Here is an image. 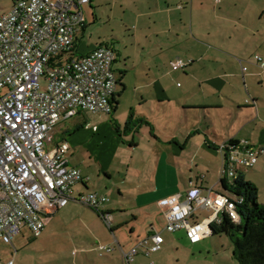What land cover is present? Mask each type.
Here are the masks:
<instances>
[{
    "label": "crops",
    "instance_id": "1",
    "mask_svg": "<svg viewBox=\"0 0 264 264\" xmlns=\"http://www.w3.org/2000/svg\"><path fill=\"white\" fill-rule=\"evenodd\" d=\"M6 1L0 0V18L16 0ZM104 7L109 21L122 23L124 43L131 47L120 53L112 44H86L85 24L76 34L73 57L106 45L115 51V109L111 115L80 113L54 130L55 142L70 145L68 164L81 171L83 181L39 237L29 230L28 243L20 242L41 255L23 257L22 264H125L122 250L160 232L158 223L165 227L162 198L192 187L203 194L226 192L219 146L230 140L246 141L259 153L245 178L257 186L264 205L260 182L249 178L264 177V67L254 60H264V0H92L83 6L85 18L90 10L96 21ZM179 60L188 66L174 70ZM132 111L141 123L124 132ZM83 129L86 141L77 136ZM89 193L108 198L101 209L112 216L111 228L79 202ZM163 232L161 251L140 253L133 264H150L151 257L171 264L167 248L177 251L180 263L183 250L193 254L206 240L192 244L184 231Z\"/></svg>",
    "mask_w": 264,
    "mask_h": 264
},
{
    "label": "built area",
    "instance_id": "2",
    "mask_svg": "<svg viewBox=\"0 0 264 264\" xmlns=\"http://www.w3.org/2000/svg\"><path fill=\"white\" fill-rule=\"evenodd\" d=\"M91 1L16 0L0 18V239L5 243L12 244L25 227L39 237L50 217L73 199V187L83 181L81 171L68 164L70 145L54 141L57 126L83 112H114L120 85L115 51L106 45L71 57L76 34L86 24L83 6ZM254 60L264 67L261 56ZM187 66L181 60L172 63L174 70ZM219 150L221 180L231 184L259 160L246 141L238 148L225 142ZM79 202L99 212L111 228L112 216L101 209L106 196L89 193ZM158 204L164 230L184 231L190 243L197 244L211 237L213 225L224 218L241 223L239 208L245 198L213 189L203 194L192 187ZM164 241L160 232H151L131 250H122L125 264H133L140 253L149 257L161 251Z\"/></svg>",
    "mask_w": 264,
    "mask_h": 264
},
{
    "label": "rangeland",
    "instance_id": "3",
    "mask_svg": "<svg viewBox=\"0 0 264 264\" xmlns=\"http://www.w3.org/2000/svg\"><path fill=\"white\" fill-rule=\"evenodd\" d=\"M7 2L8 1L5 0V4H7ZM90 13L92 14V11L86 10L87 28L83 39L85 43L89 45H98L104 42L105 44H112L113 46H115L116 50H118L120 53L124 52V48L126 46L129 47V45H127V42L124 43V31L121 29L122 23L117 21V18H114L116 20L109 21L108 11L105 9V7L103 9H99V11L97 12L98 15H96V21L92 20V16ZM113 30L115 31L112 33ZM117 65L118 64L116 63L114 67L116 72L118 70ZM42 84H44V79L42 80ZM245 93L249 97V94L246 90ZM86 132L87 129H83L82 131H79L77 136H80L82 140L86 141L89 138ZM86 153V150L82 151V154L85 157L87 156ZM87 164H90V162L87 161ZM251 176L252 175H250L249 178L255 180L258 183L260 182L259 185L261 187L262 201L264 202V177L260 178ZM205 215L206 213H203L201 217ZM163 228L164 227L158 223V229L160 232H163ZM163 234L164 236L170 235L169 233L165 232H163ZM28 236H30V231L28 228H24L22 231V235H20L13 243L14 245L5 243L0 239V264H9L10 262L12 264H22L21 262L23 257H26L25 259H27L28 261V258L31 255L41 256L32 248H25L20 245V242L22 240H25V238ZM27 243L28 240L26 241V244ZM16 248L18 252H16ZM167 251L168 254H166V256L171 264H241L234 257L232 241L226 235H214L213 237L206 239L205 241H203V243H201V247L197 249L195 253L193 252V254L191 253V251L186 252L185 250H183L184 259L180 263H178V261L181 260L182 257H179V254H177V251L175 249L167 248ZM18 255L19 259L17 261ZM149 262H154L156 264V260L152 257L150 258Z\"/></svg>",
    "mask_w": 264,
    "mask_h": 264
},
{
    "label": "trees",
    "instance_id": "4",
    "mask_svg": "<svg viewBox=\"0 0 264 264\" xmlns=\"http://www.w3.org/2000/svg\"><path fill=\"white\" fill-rule=\"evenodd\" d=\"M140 123L132 111L124 125V132L134 131ZM228 143L234 148L240 144L235 140ZM221 184L226 192L244 197L245 204L239 208L241 223L224 218L220 224L213 225V235H226L231 239L234 257L241 264H264V205L259 202V189L246 180L245 172L240 173L232 184L224 179Z\"/></svg>",
    "mask_w": 264,
    "mask_h": 264
}]
</instances>
